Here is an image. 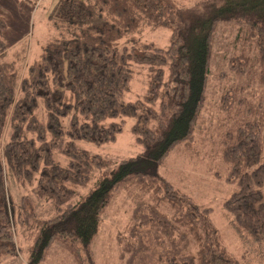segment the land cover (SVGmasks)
Returning <instances> with one entry per match:
<instances>
[{
	"label": "trees",
	"instance_id": "1",
	"mask_svg": "<svg viewBox=\"0 0 264 264\" xmlns=\"http://www.w3.org/2000/svg\"><path fill=\"white\" fill-rule=\"evenodd\" d=\"M187 1L58 0L48 17L59 33L22 76L0 38V264L21 252L16 235L26 243L21 264H41L56 241L76 264H94L92 242L120 187L135 201L122 264H248L223 244L211 207L159 168L178 144L194 146L220 22L236 25L229 69L264 90V0ZM5 27L0 14V35ZM145 27L169 29V43L140 40ZM136 65L147 68L146 89L127 100ZM244 91H224L229 124L216 143L235 186L223 207L248 252L264 246V103ZM126 116L135 117L137 155L110 161L80 146L115 142ZM6 169L28 186L20 202ZM36 201L52 214H40Z\"/></svg>",
	"mask_w": 264,
	"mask_h": 264
},
{
	"label": "rangeland",
	"instance_id": "2",
	"mask_svg": "<svg viewBox=\"0 0 264 264\" xmlns=\"http://www.w3.org/2000/svg\"><path fill=\"white\" fill-rule=\"evenodd\" d=\"M57 1L0 0V14L6 17L5 31L0 35L7 45L5 58L15 60L21 76L28 65L38 57L42 44L59 33L48 17ZM194 1H196L194 7H198L208 0L187 2ZM235 35L234 23L218 24L214 34L207 98L195 129L194 146L192 149H187L184 144H178L165 158L159 172L176 187L194 197L200 205L211 207V216L220 232L222 242L234 256L248 264H264V246L257 248L256 245L247 252L223 207L225 199L235 186L226 179V165L222 160L220 147L216 143L219 133L229 124L225 113L220 109V99L227 88L244 86L248 98L257 103L259 101L264 103L262 87L256 81L251 87L246 86V76H240L228 67V58L236 52ZM138 37L140 40L151 41L157 46H165L169 43L170 31L164 27L156 29L145 27ZM135 70L130 91L125 93L127 100L136 99L146 89L147 68L136 65ZM255 97L257 98L254 99ZM262 109L264 136V104ZM68 121L69 117L63 118L65 126ZM134 122V116L125 117L123 131L118 134L115 142L101 146L84 141H80L79 144L94 153L102 154L110 161L137 155L143 147L136 141L132 132ZM6 185L10 197L17 202H20L22 195L28 191V186L19 185L9 169H6ZM84 190L85 188H82V191ZM36 205L38 212L44 216H50L53 212V208L46 201H36ZM134 205L132 196L123 188L120 187L114 193L102 214L98 232L92 242L94 264H122L120 250L123 240L121 239L122 235H126ZM16 238L17 244L22 246L21 252L4 258L1 264H21L26 261V243L19 235H16ZM41 264H76V262L64 244L56 241Z\"/></svg>",
	"mask_w": 264,
	"mask_h": 264
}]
</instances>
